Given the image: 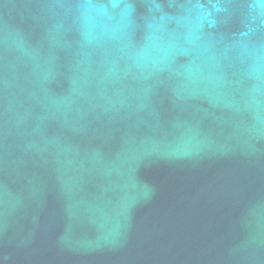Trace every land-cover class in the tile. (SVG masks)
<instances>
[{
	"label": "water",
	"instance_id": "obj_1",
	"mask_svg": "<svg viewBox=\"0 0 264 264\" xmlns=\"http://www.w3.org/2000/svg\"><path fill=\"white\" fill-rule=\"evenodd\" d=\"M0 264H264V0H0Z\"/></svg>",
	"mask_w": 264,
	"mask_h": 264
}]
</instances>
